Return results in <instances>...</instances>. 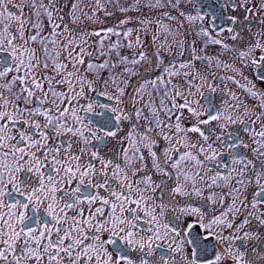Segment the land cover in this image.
<instances>
[{
  "label": "snow or ice",
  "instance_id": "6c2138e0",
  "mask_svg": "<svg viewBox=\"0 0 264 264\" xmlns=\"http://www.w3.org/2000/svg\"><path fill=\"white\" fill-rule=\"evenodd\" d=\"M0 264H264V0H0Z\"/></svg>",
  "mask_w": 264,
  "mask_h": 264
},
{
  "label": "flooded vegetation",
  "instance_id": "af4514ba",
  "mask_svg": "<svg viewBox=\"0 0 264 264\" xmlns=\"http://www.w3.org/2000/svg\"><path fill=\"white\" fill-rule=\"evenodd\" d=\"M256 31H258V29L256 27H253L252 32H256ZM245 37H247V32L245 33ZM219 75H224V73L221 72L219 73ZM221 87H223V85H221ZM229 87H231L234 91L236 90L234 85L229 84ZM224 98L227 99L226 96Z\"/></svg>",
  "mask_w": 264,
  "mask_h": 264
}]
</instances>
